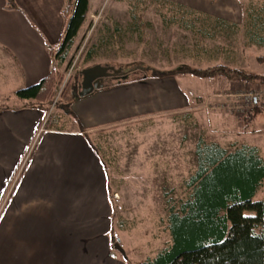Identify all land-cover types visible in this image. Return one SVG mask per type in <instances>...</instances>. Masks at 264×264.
<instances>
[{"label":"rangeland","instance_id":"rangeland-1","mask_svg":"<svg viewBox=\"0 0 264 264\" xmlns=\"http://www.w3.org/2000/svg\"><path fill=\"white\" fill-rule=\"evenodd\" d=\"M179 4L201 12L194 27L186 28V17L175 13ZM258 11L264 15V0H91L83 31L58 66L42 129L49 127L52 117L62 114L59 104L81 89L85 71L96 65L111 73L131 71V79L155 71L176 75L191 100L188 108L91 133L110 182L112 251L121 254L114 248L120 239L130 264H138L170 244L169 210L190 193L187 183L198 169L195 152L200 138L230 151L255 145L264 158V84L241 77H200L183 69L222 64L264 76V45L253 43L247 32L250 14ZM132 12L142 15L144 21L141 30L133 33L129 32ZM205 16L237 26L217 25ZM115 24L120 30L108 45L105 40L111 38L105 29H113ZM205 28L212 36L201 33ZM6 61L0 53V108L20 105L15 92L28 87H21L14 61ZM255 200H264V182Z\"/></svg>","mask_w":264,"mask_h":264},{"label":"crops","instance_id":"crops-1","mask_svg":"<svg viewBox=\"0 0 264 264\" xmlns=\"http://www.w3.org/2000/svg\"><path fill=\"white\" fill-rule=\"evenodd\" d=\"M15 1L19 10L0 0V53L14 61L23 87L55 67L50 48L62 37L65 0ZM180 81L145 75L84 97L79 90L66 102L71 113L60 107L44 130L49 112L28 101L0 108V264H130L112 251L110 182L91 133L188 108Z\"/></svg>","mask_w":264,"mask_h":264},{"label":"trees","instance_id":"trees-1","mask_svg":"<svg viewBox=\"0 0 264 264\" xmlns=\"http://www.w3.org/2000/svg\"><path fill=\"white\" fill-rule=\"evenodd\" d=\"M6 1L8 8L19 10L15 0ZM179 8L175 13L186 17L180 18L186 28L194 27L198 16L202 18L199 11L188 9L182 4H179ZM88 11L89 0H65L62 37L56 48H50L57 65L55 63L53 71L39 83L17 90L15 96L19 100L48 111L58 66L63 65L67 53L74 46ZM173 18L177 20L176 16ZM205 18L213 19L210 16ZM132 19L129 32L141 30L144 24L142 15L132 12ZM250 19L247 31L250 40L264 45V15L258 11L250 14ZM213 20L224 27L237 26L222 18ZM115 26L105 29L106 35L111 38L105 40L108 45L119 33L118 25ZM201 33L212 36L206 28ZM183 69L200 77H241L252 83L259 80L264 84V76L222 64L204 69L184 66ZM130 73L118 71L107 78L104 87L128 81ZM153 75L165 74L155 71ZM59 106L68 108L71 113L69 103L62 102ZM94 147L100 154L96 145ZM195 153L198 169L188 182L190 193L169 213L170 244L139 264H264V200L254 199L264 182V158L259 147L244 144L230 151L216 142L208 143L200 138Z\"/></svg>","mask_w":264,"mask_h":264},{"label":"water","instance_id":"water-1","mask_svg":"<svg viewBox=\"0 0 264 264\" xmlns=\"http://www.w3.org/2000/svg\"><path fill=\"white\" fill-rule=\"evenodd\" d=\"M85 72L87 77L84 79V82L79 92L80 96L82 97L93 93L99 88H103L105 86V81L107 80V78L113 76L118 71L111 73L108 71V69L96 65L92 68H89ZM114 248L118 250L122 254V256H124V258H128L125 249L120 244V239H118L117 242L114 244Z\"/></svg>","mask_w":264,"mask_h":264},{"label":"flooded vegetation","instance_id":"flooded-vegetation-1","mask_svg":"<svg viewBox=\"0 0 264 264\" xmlns=\"http://www.w3.org/2000/svg\"><path fill=\"white\" fill-rule=\"evenodd\" d=\"M87 77V75L85 76V78Z\"/></svg>","mask_w":264,"mask_h":264}]
</instances>
